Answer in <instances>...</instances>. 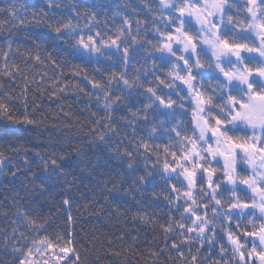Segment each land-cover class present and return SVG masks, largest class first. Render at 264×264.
<instances>
[{
    "label": "trees",
    "instance_id": "trees-1",
    "mask_svg": "<svg viewBox=\"0 0 264 264\" xmlns=\"http://www.w3.org/2000/svg\"><path fill=\"white\" fill-rule=\"evenodd\" d=\"M240 11L227 8L226 15L246 21L245 7ZM169 15L159 0H0V104L7 109H0V264L17 262L3 249L13 209L44 193L52 194L62 219L36 234L74 249L63 264H237L225 257L232 244L212 224L205 239L186 242L196 233L181 235L177 228L166 233L162 227L181 220L187 207L163 170L165 162L177 166L172 152L182 163L181 137L171 129L191 135L193 126L184 92L175 118L163 106L145 108L154 99L147 89L159 93L163 86L157 88L156 77L165 79L172 67L161 64V53L152 48L165 40L161 33ZM69 22L75 26L71 34L55 31ZM89 36L101 52L78 45L81 37L91 43ZM216 78L208 72L201 81L209 94ZM163 91L180 103L173 89ZM247 221L239 218L237 231L231 222L230 231L253 230ZM183 222L192 226L191 220ZM18 228L30 239L35 235L32 224Z\"/></svg>",
    "mask_w": 264,
    "mask_h": 264
},
{
    "label": "snow or ice",
    "instance_id": "snow-or-ice-1",
    "mask_svg": "<svg viewBox=\"0 0 264 264\" xmlns=\"http://www.w3.org/2000/svg\"><path fill=\"white\" fill-rule=\"evenodd\" d=\"M159 5L162 9H170V15L164 18L167 20V30L161 33L166 39L162 43L152 44V48L161 53V64L171 63L172 67L165 79L156 77L157 88L163 86L173 89L180 103L173 100L171 94L164 92L163 88L158 93L150 87L147 91L154 99L145 108L163 106L175 118L174 106L181 109L184 107L182 101L185 97L180 95L181 92L194 97L196 102L191 135L187 134V129L183 130V134L180 128L171 129L177 137H181L179 160L183 163L175 160L176 152L171 153L181 171L177 173L175 167L170 169L168 162L163 166L165 173H177L175 179L178 183L184 185L187 182L186 190L183 191L187 207L183 209L181 220H174L162 227L166 233L172 232L174 228L182 230L181 235H184V231L196 233V237H186L185 242L188 239L203 240L215 218L225 216L231 221L235 217L242 218L251 213L253 219L247 223L252 225L253 230L245 229L243 236L252 237V240L241 242L229 232L228 241L233 246V253L239 256L237 264L245 262L246 255L249 260L255 257L260 264H264V0H245L248 14L246 21L226 15V8H237L239 12L237 4L230 3L229 0H204L203 4H200V0H159ZM9 11L15 16L12 9ZM125 23L128 21L125 20ZM227 24L233 27L229 29ZM62 29L70 30L71 34L75 31V26L69 22L57 27L55 31L61 33ZM249 30L259 37L258 44L250 39ZM132 39L134 42L137 40L136 37ZM88 41L91 43H85L81 37L78 45L92 52H101L91 36ZM112 44L115 45L116 41L113 40ZM117 50L119 51V45ZM253 53L256 55H251ZM107 55L111 56L112 53ZM127 55L128 48H124L125 61ZM208 72L218 73L212 94L201 83ZM221 75L223 80L220 79ZM177 81L186 87H178ZM124 84L133 86L127 79ZM0 109L7 111L3 104H0ZM213 140L215 146L211 143ZM165 152H168L167 147ZM127 155L131 157L132 153L128 152ZM238 158L240 162L250 166L251 175L238 172ZM213 162L217 166H213ZM44 163L47 169V161ZM51 163L55 165L56 161L53 159ZM129 167H132L131 163ZM140 179L143 180L144 177ZM240 185L246 188L241 189ZM171 191L180 193L181 189L172 184ZM248 191L251 192L250 198ZM225 193L228 194L227 200L224 198ZM180 198L179 195L175 197L176 200ZM179 210L178 206L177 211ZM209 211L212 219L208 218ZM184 213L189 215L185 217ZM185 220H191L192 226H187L183 222ZM256 220L259 221L258 226ZM236 226L241 227L239 220ZM248 243L251 244L250 249L246 247ZM48 247L51 248L52 245L49 243ZM173 248H177L175 243ZM60 251L67 255L74 252V249L62 247ZM225 251L221 245V252ZM192 259L195 260L196 257L193 256ZM76 260H79L78 255ZM21 264L24 262L21 261ZM224 264L228 262L225 261Z\"/></svg>",
    "mask_w": 264,
    "mask_h": 264
},
{
    "label": "rangeland",
    "instance_id": "rangeland-1",
    "mask_svg": "<svg viewBox=\"0 0 264 264\" xmlns=\"http://www.w3.org/2000/svg\"><path fill=\"white\" fill-rule=\"evenodd\" d=\"M234 1H236L237 7L239 8V12H241L240 7L242 6L245 7V0H234ZM203 3H204V0H200V4H203ZM226 10L227 8L225 9V12ZM234 10L235 12H237L236 8H234ZM247 18H248V14L246 15V20ZM222 27H224V25H222ZM249 36H250V39L254 43H257V44L259 43V37L256 35V33L251 32L249 30ZM244 55H249V54H244ZM251 55H256V54L253 53ZM172 59L174 60L175 58H172ZM214 75L217 76L218 73H214ZM220 79L223 80L222 75L220 76ZM176 83L183 87H186L182 85L181 82L179 81H177ZM188 99L191 102L192 107H193L192 117H193V122H194V110L196 107L195 98L188 96ZM211 143H213V146H215L214 140L211 141ZM222 163L223 161L221 159V165ZM185 166L191 167V165H185ZM175 168H177V173L181 171L179 167L176 166ZM239 171L243 172L246 175H251L250 166L240 162L238 158V172ZM177 173H172L171 171L166 173L165 177L168 182L167 184H170V185L176 184L178 188L181 189L180 192H183L186 190L187 182L185 181L184 185H181L180 183H178V181L175 179ZM181 179H183V177H181ZM240 188L244 189L246 188V186L240 185ZM240 194H243V193H240ZM247 195L250 198L251 192L248 191ZM256 215H258V212L256 213ZM11 216L9 218L11 219V225H12L11 227L13 229L3 234L4 237H6V235L8 234L7 239L5 240L6 243L3 249L5 253L15 258L14 260L17 261L16 264H21V261H23L24 264H45V261H47V264H63L64 261L69 257L68 256L69 253L65 255L64 253L60 251V249L64 247L62 246L60 242H50L46 238H42L36 234V231L38 229L49 230L57 226L61 222L62 212L57 207L56 201L54 197L52 196V194L44 193L41 196L34 198L30 203L23 204L22 207L18 209H13V213ZM245 217L247 218V220L253 219V215L251 213H249ZM239 218L241 217H235L231 221H229L225 216H220L216 218L217 222L213 221L212 225H210V228L211 226H213L214 229L217 228L222 233H224L228 239V233L231 232L230 223L231 222L234 223L232 224V226H234L235 230L237 231L239 228H237L236 224ZM256 221L259 222L258 220ZM31 224L33 226L35 235H33L30 239L29 237L26 236L25 231H22V233L20 232L18 225H21L22 228H28L29 226H31ZM232 233L234 234V232ZM235 236H237L241 242L252 240V237L243 236V232ZM241 237H243L242 240H241ZM49 243L52 245L51 248L48 247ZM246 247L250 249L251 244L248 243ZM232 248L233 246L231 245V250L228 249L230 253L229 254L226 253L225 257L228 258L227 255H229L233 259V261H237L239 260V256L238 254L233 253ZM29 249H31L30 252H29ZM60 257H63V259H59ZM245 258L247 260V264H260V262L255 257L249 260L246 255ZM210 263L212 264V262H209L207 264H210Z\"/></svg>",
    "mask_w": 264,
    "mask_h": 264
}]
</instances>
